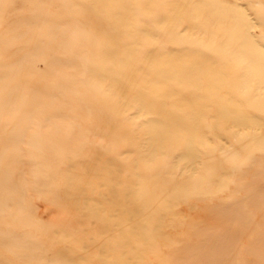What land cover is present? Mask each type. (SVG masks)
Instances as JSON below:
<instances>
[{
  "label": "bare ground",
  "instance_id": "1",
  "mask_svg": "<svg viewBox=\"0 0 264 264\" xmlns=\"http://www.w3.org/2000/svg\"><path fill=\"white\" fill-rule=\"evenodd\" d=\"M261 3L0 0V264H90V246L100 264H133L129 251L139 263L194 196L215 216L158 264H221L239 248L264 211V31L247 25ZM93 115L109 123L94 152ZM230 183L241 196L220 198ZM32 190L79 213L44 224ZM89 218L99 228L76 233ZM258 221L248 250L262 264Z\"/></svg>",
  "mask_w": 264,
  "mask_h": 264
},
{
  "label": "rangeland",
  "instance_id": "2",
  "mask_svg": "<svg viewBox=\"0 0 264 264\" xmlns=\"http://www.w3.org/2000/svg\"><path fill=\"white\" fill-rule=\"evenodd\" d=\"M262 1V0H261ZM241 5H243L244 7H246V2L244 1H239ZM256 6V5H255ZM249 11L248 13L251 14V16H254V10H256V7L249 6ZM252 33L260 38L262 36V30L256 29V30H252ZM167 46L171 48V44L167 43ZM159 49H157L155 51V55H158L159 53L157 52ZM75 52H70V54H74ZM36 67V71L43 76H47L48 78H54L55 74L52 73V71L49 69L48 65L45 62L39 61L36 63L35 65ZM87 77L86 75L83 76V79L85 80ZM257 110H254V112H256ZM262 116H264V113H261ZM92 120V127L90 129V131L88 132V143L91 145L92 147V152L97 151V145L101 144V145H106L108 143V132L105 130L106 124L109 125V123L107 122H100L97 118V115H93ZM112 126V124H111ZM47 130V128H43V132H45ZM262 131L264 133V125L262 126ZM98 151L100 152H104L106 151V148H100ZM65 166V165H63ZM231 174L233 172H228V174ZM251 174V173H250ZM253 175V174H251ZM251 179H246L242 182H240V184H242L243 182H250ZM235 186L234 183H230V187L231 189H227L224 190L220 193V198L226 199V198H231L233 199V197H239L241 196L239 193H237L236 189L233 187ZM244 193V190L241 191V194ZM29 195V203L32 205L33 209H34V213L35 216L38 220H40L42 223L44 224H48L51 226H56L58 224H65V222H71L73 219V214L74 211L78 212V210H75L71 207H68L70 209H68L66 207V204L64 203H57L54 202L53 200H51L50 198H48L45 194H40L38 192L35 193V191H29L28 192ZM86 197H92L94 199H100L101 196L96 193V192H92V191H88L86 192ZM194 201H197V204H195ZM213 204H209V206H212ZM206 206L205 203L200 202L199 201V197L198 196H194L191 197V200L188 201H180V203L178 204V206H176V208L174 209V211L176 212V215H170L169 218L167 220L168 223L167 224H171L172 228H169V234L168 236H166L167 239H169V241H163L161 240V243H159V241H157V243L153 244V250H149L146 253H143V256L145 257L143 261H139V263L136 264H158L162 261H164V259L169 258V256H171V253H174L173 248H175L176 246L179 247L180 243V239L182 240V238H190L191 234L193 231L197 230L200 227H203L205 225L206 222L212 221L211 219L213 218V216H215L214 212H211L207 209H204ZM208 207V205H207ZM250 216H252L253 218H251L253 220L251 227L248 226V230L250 231L249 234L244 235L239 241V248H235L234 247L229 251H227V255L226 260L221 263V264H229V259L233 258V254H235V258H241L244 260V264H258L256 262V260L253 258V254L248 250V246L250 245V242H253L252 240H254V234H251V232L255 233L258 231L262 230V225L259 224V217L260 216H264V211H253L249 213ZM76 220H82V219H76ZM262 221V219H261ZM84 222V221H83ZM201 222V223H200ZM264 222V221H263ZM262 222V223H263ZM198 223L199 226H196ZM70 224V223H69ZM72 224V223H71ZM194 226L197 227V229H194ZM90 228V232L89 230H87L86 228ZM99 228V225L95 222V220L93 219H87V224L83 223V224H78L75 225L74 228H79L81 230H74L76 233L81 234V235H91L93 231ZM95 229V230H94ZM161 237L164 238V234H161ZM192 240V239H189ZM122 241H124L122 239ZM160 244H165L164 246H161ZM237 244V245H238ZM234 249V250H233ZM84 252V258L86 259L87 262H89L90 264H100L99 261V257H100V249L97 246H90L88 249L85 248L82 249ZM177 252V251H176ZM185 256L187 251H184ZM134 253L136 252H132L129 251L128 252V257H130V259L133 260V264L136 262V257H134ZM182 253V252H181ZM175 253V258L179 257L180 254ZM189 253V252H188ZM233 253V254H232ZM142 255V253H141ZM198 257H204L203 252L198 254ZM111 260V259H110ZM153 261V262H152ZM124 262V261H123ZM121 262V263H123ZM168 263V262H167ZM120 264V263H118ZM200 264V263H198Z\"/></svg>",
  "mask_w": 264,
  "mask_h": 264
},
{
  "label": "snow or ice",
  "instance_id": "3",
  "mask_svg": "<svg viewBox=\"0 0 264 264\" xmlns=\"http://www.w3.org/2000/svg\"><path fill=\"white\" fill-rule=\"evenodd\" d=\"M258 7L260 11L255 16L247 18V25L252 30L259 29L264 31V0H262V3Z\"/></svg>",
  "mask_w": 264,
  "mask_h": 264
}]
</instances>
